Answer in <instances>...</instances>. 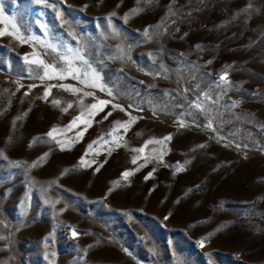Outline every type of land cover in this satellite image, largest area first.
I'll use <instances>...</instances> for the list:
<instances>
[{"label":"rangeland","instance_id":"1","mask_svg":"<svg viewBox=\"0 0 264 264\" xmlns=\"http://www.w3.org/2000/svg\"><path fill=\"white\" fill-rule=\"evenodd\" d=\"M0 30V264H264V0H0ZM62 57L103 90L32 63Z\"/></svg>","mask_w":264,"mask_h":264},{"label":"snow or ice","instance_id":"2","mask_svg":"<svg viewBox=\"0 0 264 264\" xmlns=\"http://www.w3.org/2000/svg\"><path fill=\"white\" fill-rule=\"evenodd\" d=\"M33 2L36 3V4H44L47 7L54 8L56 6V3L57 2H62V0H53L52 3H49V0H33ZM59 15H61V13L57 12V16H59ZM13 28H15V25H13ZM6 34L7 35H12L13 33H6L5 31L0 30V37L4 36ZM144 35L146 37H148L149 39L151 38L149 36V30L148 29H145ZM15 38L18 39V40H21L22 43L25 42L20 35H15ZM61 59L65 61L66 65H67L66 68H59L58 69L55 66L45 64V62L42 59H39V58L37 60L32 61V63H36L38 66H42L43 67L44 74L41 77V79H45V78H47V79H52V78L65 79L67 77H72L73 79H76L78 82L84 84L86 87H101L102 90H103V86L98 83V81H99L98 74L93 73L90 76V74L88 72H86V71L82 73L80 68L74 66L72 61L69 60L67 57H62ZM79 59L82 60L83 57H79ZM82 76H83V79L81 78ZM221 80L224 81L225 83H227V73H225V74H223L221 76ZM61 87H63V86L61 85ZM71 90L73 92H79L80 91V89H77V88H72ZM49 93H50V89L45 91V98H47ZM84 95L85 96H89V95H92V93H84ZM109 95H111L110 91H109ZM53 103L54 104H59V101L53 100ZM81 103H83V102L81 101ZM109 103H110L109 101L100 100V101H98V103H93L92 105H90V108L97 110V112L103 111L104 107H106ZM68 107L71 108L72 105L69 104ZM113 107L120 108V110H122V111L124 110L123 107L119 106V105H114ZM191 107H193V108H195V109H197V110H199L201 112L205 111V109L202 107V104L198 103V102L197 103H193L191 105ZM64 111H67V109H64ZM95 114L96 113L89 112V111L82 112L79 116H76V117L73 118V120L70 122V124L67 126V129H65V130H70L73 127H78L79 126L78 122H79V124H85L87 126H91L92 118H94ZM110 115H111V113L109 112V113H107V115L104 118L107 119V117L110 116ZM85 116H88V117H91V118L82 119V117H85ZM183 126H184V124H183V122H181V127H183ZM207 127L208 128H212L213 127V124H212L211 120H209V122L207 124ZM119 128H124L126 130L127 129V125L125 123L117 121L116 122V128H114L113 131H117ZM84 130H86V128ZM56 132H57V129L53 128L46 135L48 137H52L53 139H55L54 133H56ZM77 135H78V137L82 136L83 135V131H81ZM109 135H111V133H109ZM103 139L104 138L101 137L98 141H96L94 143L99 144L100 141H103ZM170 139H171V137L168 136V137H164L163 139H161L159 141H147L146 145L148 143H153V142L163 145L164 141L170 140ZM117 146H119V145H117ZM202 146L203 145H201V147ZM91 148H92V145H89V149H91ZM62 149H63V146H62ZM135 151H138V152L142 153L144 151V148L142 147V148H140L138 150H135ZM45 155H47V154H45ZM136 162H137V158H133V163H136ZM147 162H148V160H147V158H145V163H147ZM81 163H84L83 157L81 158ZM32 166L35 167L36 163H34ZM98 170L99 169L97 168V171ZM130 174L131 173L129 171H125V172L122 173V176H123L124 179H127ZM149 175H151V174H149ZM147 178L148 177H146V179ZM166 219H167V217H166ZM76 235H77V232L74 230L73 231V236H76ZM2 238L3 237H0V239H2ZM200 243H201V246H202L203 245V241H201Z\"/></svg>","mask_w":264,"mask_h":264}]
</instances>
